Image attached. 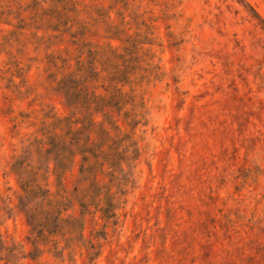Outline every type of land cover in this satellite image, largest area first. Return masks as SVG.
I'll list each match as a JSON object with an SVG mask.
<instances>
[{
  "label": "rangeland",
  "instance_id": "374dc122",
  "mask_svg": "<svg viewBox=\"0 0 264 264\" xmlns=\"http://www.w3.org/2000/svg\"><path fill=\"white\" fill-rule=\"evenodd\" d=\"M32 1L0 0V264H264V0H77L96 47L148 25L159 71L133 67L148 115L119 226L89 222L58 253L26 223L12 165L45 168L37 139L63 110L55 54L77 47L52 30L60 15L28 20Z\"/></svg>",
  "mask_w": 264,
  "mask_h": 264
},
{
  "label": "trees",
  "instance_id": "16d2710c",
  "mask_svg": "<svg viewBox=\"0 0 264 264\" xmlns=\"http://www.w3.org/2000/svg\"><path fill=\"white\" fill-rule=\"evenodd\" d=\"M78 5L77 0H33L22 9L28 20L38 16V10L60 15V19L53 17L59 21L52 30L69 35L77 47L74 58L55 54L63 110L47 117L37 139L43 145L45 168L12 165L26 223L43 247L57 253L60 244L69 245L74 236L86 241L89 222L99 225L105 234L119 226L125 193L133 184L132 174L142 156L136 132L147 125L148 115L145 98L132 86L133 67L146 63L159 71L155 54L148 48L154 45L148 25L143 24V39L138 38L143 36L142 28H137L135 36L129 34L132 28L128 22L123 29L121 25L113 27L108 44L99 48L88 37L89 27ZM69 14H76L75 23L68 22ZM123 165L128 168L124 180ZM31 201L39 203V208L28 207L26 203ZM35 249L40 255L44 252L40 246ZM39 257L30 259L36 262ZM93 257L99 255L92 254L89 259L93 261Z\"/></svg>",
  "mask_w": 264,
  "mask_h": 264
}]
</instances>
